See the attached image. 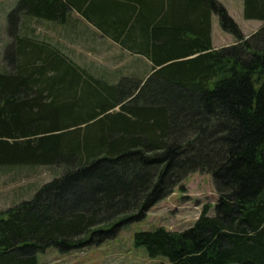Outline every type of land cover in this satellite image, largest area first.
Instances as JSON below:
<instances>
[{"label":"trees","instance_id":"obj_1","mask_svg":"<svg viewBox=\"0 0 264 264\" xmlns=\"http://www.w3.org/2000/svg\"><path fill=\"white\" fill-rule=\"evenodd\" d=\"M210 10L233 43L212 46ZM71 11L142 52L150 74L111 85L17 33L29 17L63 23ZM243 17L263 24L244 35L218 0L17 2L0 71V165L60 172L0 212V264L99 244L196 171L211 174L213 212L203 205L183 230L136 231L134 244L161 264H264V0H244Z\"/></svg>","mask_w":264,"mask_h":264},{"label":"rangeland","instance_id":"obj_2","mask_svg":"<svg viewBox=\"0 0 264 264\" xmlns=\"http://www.w3.org/2000/svg\"><path fill=\"white\" fill-rule=\"evenodd\" d=\"M18 1L0 0V71L9 63L8 59H5V51L10 42H4V37H9L6 28L7 14ZM234 7L236 8L235 4ZM24 19V17L20 18L19 26ZM52 22L48 21V23ZM235 22L246 36L253 27L257 30L263 24L258 20L244 22L241 17ZM33 24H36L38 31L44 29V24L40 25L37 21ZM212 37L215 46H224L234 40L232 34L220 28L216 14H214ZM115 54L114 48L110 49L102 44L98 47L95 62L100 65L108 63ZM59 172L56 166L49 165H0V212L22 200L30 199L44 182L51 180ZM181 185L175 187L170 195L157 201L144 216L123 224L112 237L99 244L69 251H60L54 246H49L37 253V264H161L165 262V257H150L145 247L136 246L133 242L134 232L151 230L157 226H164L170 230H183L193 224L203 205H211L210 213H212L217 199L211 174L208 172H192L183 179Z\"/></svg>","mask_w":264,"mask_h":264},{"label":"crops","instance_id":"obj_3","mask_svg":"<svg viewBox=\"0 0 264 264\" xmlns=\"http://www.w3.org/2000/svg\"><path fill=\"white\" fill-rule=\"evenodd\" d=\"M218 1L225 6L235 21L241 17L244 22H256V19H245L243 17L244 0ZM28 20L29 29H18L17 33L19 32L22 37L32 42H39L38 44L45 42L58 48L71 61L79 65L84 70L85 75H89L93 79L106 81L111 85L115 84L121 77H130L140 82L153 70V64L142 52H133L122 47L119 41L114 40V38L108 35H104L95 25L75 11H71L63 23L56 21L48 23V20H37L34 17H29ZM213 20L214 13L210 10L211 42L212 46L217 48L221 46H215L213 43ZM36 21L40 25L44 24L42 31H38L36 24H33ZM254 31H256V27H253L249 31V34ZM12 41L13 39L10 37H4V42H10L11 44ZM233 42L234 40L231 43ZM102 44L108 46L110 49L114 48L116 54L108 63L100 65L95 62V56L97 55L98 47Z\"/></svg>","mask_w":264,"mask_h":264}]
</instances>
